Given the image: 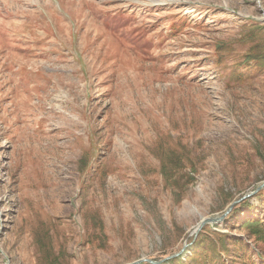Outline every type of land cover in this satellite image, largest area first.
I'll list each match as a JSON object with an SVG mask.
<instances>
[{
	"label": "rangeland",
	"instance_id": "1",
	"mask_svg": "<svg viewBox=\"0 0 264 264\" xmlns=\"http://www.w3.org/2000/svg\"><path fill=\"white\" fill-rule=\"evenodd\" d=\"M254 24L264 0H0V264H264Z\"/></svg>",
	"mask_w": 264,
	"mask_h": 264
},
{
	"label": "trees",
	"instance_id": "2",
	"mask_svg": "<svg viewBox=\"0 0 264 264\" xmlns=\"http://www.w3.org/2000/svg\"><path fill=\"white\" fill-rule=\"evenodd\" d=\"M251 31H249L250 35L247 36H243L241 35L242 41L245 42L246 40H250L249 38H253V35L255 32L254 31H262L264 32V26L263 25H259V24H254V25H250ZM255 45L253 44L252 46H250V49H248L249 51H254V53L252 52V54H250L249 52L246 53V56L244 57V61H242L243 64L249 65V62L255 61V63L257 64H261L262 66H264V51H259L257 50L255 47ZM260 194V193H259ZM258 196V195H256ZM240 205H243L246 207L247 210L252 209V207L249 205L248 201H243ZM243 225L245 227L248 228L249 230V234H251L252 236L255 237L256 240H260L262 242H264V224L262 223V221L255 217V218H251V219H246L245 221H243ZM229 237L226 235L222 236V246H224L225 241L229 240ZM238 242V239H236ZM195 244V243H194ZM196 244H198V242L196 241ZM219 256V253H218ZM172 260H178V258H174V259H169L166 262H170ZM41 264H53V259L47 260V259H42ZM143 264V263H140ZM149 264V263H146ZM206 264V263H205Z\"/></svg>",
	"mask_w": 264,
	"mask_h": 264
},
{
	"label": "water",
	"instance_id": "3",
	"mask_svg": "<svg viewBox=\"0 0 264 264\" xmlns=\"http://www.w3.org/2000/svg\"><path fill=\"white\" fill-rule=\"evenodd\" d=\"M263 187H264V181H263L259 186H257L253 191L246 193L245 195H243V196H242L240 199H238L237 201H240V200H242V199H244V198H247V197L251 196L252 194L256 193L258 190H260V189L263 188ZM232 206H233V204H231V205L229 206V208H228V209H227L222 215H220V216H216V217H205V218H202V219L200 220V222L197 224V226L195 227V229H194V234L196 235V234L201 230V228H202L205 224H208V223H210V224H214V223H218V222H220V221L224 218V216L228 213V211L231 209ZM184 247H185V244L183 245V248L181 249V251L184 249ZM181 251H179V252H177V253H174V254H172V255H169V256H167V257L161 259V261H162V260H169L170 258H173V257L179 256L180 253H181ZM161 261H154V260H151V259L142 258V259H138V260L132 261V262L127 263V264H140V263H142V262H149V263L158 264V263H160Z\"/></svg>",
	"mask_w": 264,
	"mask_h": 264
}]
</instances>
